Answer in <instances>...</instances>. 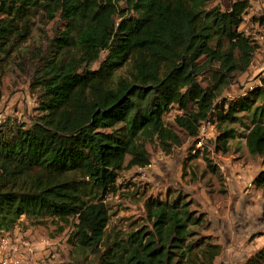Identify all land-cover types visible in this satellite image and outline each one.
Returning <instances> with one entry per match:
<instances>
[{"label":"trees","instance_id":"trees-1","mask_svg":"<svg viewBox=\"0 0 264 264\" xmlns=\"http://www.w3.org/2000/svg\"><path fill=\"white\" fill-rule=\"evenodd\" d=\"M211 1L0 0V46L26 36L38 11L65 22L30 84L46 114L28 126L0 121V235L22 217L51 220L59 231L70 226L69 242L97 264L213 263L221 246L193 230L203 214L182 196L149 198L147 224L108 232L105 200L123 169L150 163L148 141L164 150L182 143L167 123L171 110L186 119L191 150L207 121L214 153L239 136L264 165V77L262 88L221 96L254 59V34L241 28L251 5L233 0L223 9ZM251 183L264 195V168ZM243 264H264V245Z\"/></svg>","mask_w":264,"mask_h":264},{"label":"rangeland","instance_id":"rangeland-1","mask_svg":"<svg viewBox=\"0 0 264 264\" xmlns=\"http://www.w3.org/2000/svg\"><path fill=\"white\" fill-rule=\"evenodd\" d=\"M232 1L212 0L211 5L216 4L228 9ZM263 8L264 4L257 9L251 5L241 28L246 32L254 29L247 22L251 21L252 16L255 19L259 18ZM64 28L65 22L58 13L48 16L38 11L30 18L29 33L26 36H17L6 45L0 46L1 122L10 121L28 126L46 114L40 107L39 89L32 88L30 84L41 64L52 52L53 38L60 36ZM257 35L258 40L261 38L258 42H264V32H257ZM261 45L258 43L260 49ZM97 66L98 63H94L90 69H96ZM258 66L256 58L245 73L234 77L222 93V98H236L255 87L262 88L264 68L259 70ZM118 73L126 74L125 69ZM197 78L204 85L208 79L206 69H203ZM240 115L245 116V113L242 112ZM166 120L180 135L182 143L164 150L155 139H152L146 145L150 167L144 170L138 167L125 168L119 173L116 191L105 198L109 211L107 232L113 229L125 231L147 224L144 206L149 198L182 196L195 215L203 214L202 224L193 227V230L199 236H211L215 242L219 238L216 235L221 237L222 232L221 229L219 232L214 229L213 225L216 221L209 218L212 208H219L220 204L226 203L227 200L235 202L234 199H237L234 225L241 228L245 224L243 221L247 220L243 218L244 208L250 205L252 208L257 204L258 208L262 206L264 210V196L259 193V189L247 186L264 165L260 157L248 155L243 138L238 136L230 140L228 151L214 153L213 137L216 131L213 127L212 137L203 142L205 150L193 153L190 149L193 138L185 135L187 122L182 113L171 110ZM242 122L248 124L245 117ZM231 126L238 134L244 132L241 123ZM260 230V233L253 236H264V216ZM70 233V226H65L59 231L51 220L35 225L22 217L12 231L8 234L3 232L2 235L28 242V245L32 246L34 253L29 256L25 264H36L38 258L44 255L48 256L49 264H97L96 257L88 253L80 254L79 250L73 247L69 242ZM256 241L254 248H251V244L247 245L248 248L246 247L247 250L243 255L236 254L232 259L224 253L223 256L215 258L212 264H243L253 252L264 245V237ZM85 254L87 257H84Z\"/></svg>","mask_w":264,"mask_h":264},{"label":"crops","instance_id":"crops-1","mask_svg":"<svg viewBox=\"0 0 264 264\" xmlns=\"http://www.w3.org/2000/svg\"><path fill=\"white\" fill-rule=\"evenodd\" d=\"M251 5H253L256 9L264 4V0H248ZM263 2V4H261ZM260 15H263L262 20H252L250 22H247V24L254 29H252V33L254 34V40L257 44L255 55L253 61L255 62V59L257 58V63L259 66L257 67L259 70L264 68V42L260 41L261 38L258 40V35L256 33L264 32V8ZM244 25V24H243ZM246 25V24H245ZM256 29V30H255ZM258 43L262 44L261 49L260 46L258 47ZM259 50V51H258ZM260 54H258V52ZM253 61L251 65L253 64ZM260 194L264 196L259 190ZM236 198V197H234ZM230 199V198H229ZM233 200V198H232ZM235 202H237V199ZM235 202H230L229 200L226 201L224 204H220L219 208H212L209 212V218L212 219V221H216V223L213 225L214 229L219 232L221 229L222 236L216 235V237H219L217 239V243L221 246V253L219 256H223L224 253L228 256V258H235L236 254L241 253L242 255L246 252L247 245L251 244V248H254V244L257 242L256 239H260L261 237H264L263 235L260 236H253L256 233H260V227L262 225V220L264 216V210L263 207L258 208L257 204L255 207L251 208L246 207L244 208V219H247L246 221H243L245 224L242 225V228L239 226L234 225V218H236V211L238 204ZM255 204V203H254ZM235 229V231L233 230ZM238 229H240L238 231ZM253 236V239L251 237ZM262 246V245H261ZM218 256V257H219ZM217 259V258H216Z\"/></svg>","mask_w":264,"mask_h":264},{"label":"built area","instance_id":"built-area-1","mask_svg":"<svg viewBox=\"0 0 264 264\" xmlns=\"http://www.w3.org/2000/svg\"><path fill=\"white\" fill-rule=\"evenodd\" d=\"M243 31L246 32L245 29H243ZM212 128L213 126L209 122H202L199 128L197 141L191 150L193 153H195L197 149L203 147L205 139L212 137ZM147 167H150V163L138 169L144 170ZM247 186L251 187L252 183L249 182ZM4 234H8V232H4ZM33 253V248L28 245V242L19 241L18 239H10L7 235L6 237L5 235H0V264H25V261ZM36 264H49L48 256L44 255L43 257L38 258Z\"/></svg>","mask_w":264,"mask_h":264}]
</instances>
